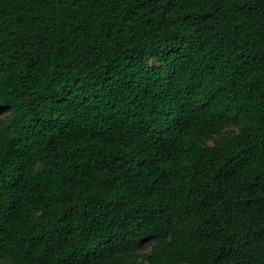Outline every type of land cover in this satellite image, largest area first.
<instances>
[{
  "label": "trees",
  "instance_id": "1",
  "mask_svg": "<svg viewBox=\"0 0 264 264\" xmlns=\"http://www.w3.org/2000/svg\"><path fill=\"white\" fill-rule=\"evenodd\" d=\"M0 107V252L264 264V0H0Z\"/></svg>",
  "mask_w": 264,
  "mask_h": 264
},
{
  "label": "rangeland",
  "instance_id": "2",
  "mask_svg": "<svg viewBox=\"0 0 264 264\" xmlns=\"http://www.w3.org/2000/svg\"><path fill=\"white\" fill-rule=\"evenodd\" d=\"M4 110L0 113V130H12L14 128V117L13 110L10 108H1ZM111 118V117H110ZM214 138H209V142L212 143ZM28 169L33 170L35 173H38L42 170L39 162L34 163L32 160L27 161ZM157 243L155 240L147 239L146 241L137 244H134L132 252L133 261L131 264H139L142 260L147 259V257L153 252L156 248ZM16 252L13 249H8L0 252V264H28L26 261L18 259Z\"/></svg>",
  "mask_w": 264,
  "mask_h": 264
},
{
  "label": "snow or ice",
  "instance_id": "3",
  "mask_svg": "<svg viewBox=\"0 0 264 264\" xmlns=\"http://www.w3.org/2000/svg\"><path fill=\"white\" fill-rule=\"evenodd\" d=\"M4 110H0V113H2Z\"/></svg>",
  "mask_w": 264,
  "mask_h": 264
}]
</instances>
